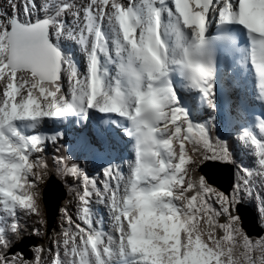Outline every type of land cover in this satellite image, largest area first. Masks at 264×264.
<instances>
[{
	"label": "snow or ice",
	"instance_id": "6c2138e0",
	"mask_svg": "<svg viewBox=\"0 0 264 264\" xmlns=\"http://www.w3.org/2000/svg\"><path fill=\"white\" fill-rule=\"evenodd\" d=\"M7 5L0 10V264H42L43 247L31 259L13 249L24 218L41 216L45 143L64 135L45 128L70 117L79 123L90 110L117 116L111 123L120 134L81 132V143L95 154L121 145L127 173L106 161L89 175L55 158L57 175L79 185L77 214L60 209L47 264H264V236L253 240L234 215L254 200L264 225V0ZM222 108L228 138L218 127ZM238 153L251 165L238 164ZM206 160L235 167L231 192L195 174ZM94 200L107 208L110 231L94 218Z\"/></svg>",
	"mask_w": 264,
	"mask_h": 264
},
{
	"label": "rangeland",
	"instance_id": "374dc122",
	"mask_svg": "<svg viewBox=\"0 0 264 264\" xmlns=\"http://www.w3.org/2000/svg\"><path fill=\"white\" fill-rule=\"evenodd\" d=\"M7 7H8L7 0H0V10H3L5 8H7ZM44 215H45V212H44ZM252 239L255 240V238H252Z\"/></svg>",
	"mask_w": 264,
	"mask_h": 264
},
{
	"label": "bare ground",
	"instance_id": "6f19581e",
	"mask_svg": "<svg viewBox=\"0 0 264 264\" xmlns=\"http://www.w3.org/2000/svg\"><path fill=\"white\" fill-rule=\"evenodd\" d=\"M94 118V117H93ZM127 153V152H126ZM240 155H241V157H243V158H245L246 157V155L244 154V153H239ZM115 160H113V162H121V161H119V159L117 160L116 158H114ZM88 172V171H87ZM89 174V173H88Z\"/></svg>",
	"mask_w": 264,
	"mask_h": 264
},
{
	"label": "water",
	"instance_id": "95a60500",
	"mask_svg": "<svg viewBox=\"0 0 264 264\" xmlns=\"http://www.w3.org/2000/svg\"><path fill=\"white\" fill-rule=\"evenodd\" d=\"M203 172L204 173H207V170L204 169ZM45 203L51 204V201L49 199L45 198Z\"/></svg>",
	"mask_w": 264,
	"mask_h": 264
}]
</instances>
